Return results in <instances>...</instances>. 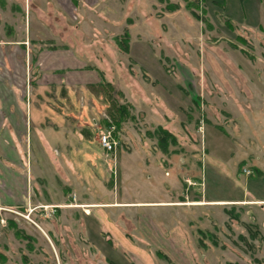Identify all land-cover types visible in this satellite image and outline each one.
Segmentation results:
<instances>
[{
  "label": "rangeland",
  "instance_id": "rangeland-1",
  "mask_svg": "<svg viewBox=\"0 0 264 264\" xmlns=\"http://www.w3.org/2000/svg\"><path fill=\"white\" fill-rule=\"evenodd\" d=\"M117 4L86 56L117 150L49 136L81 182L1 147L0 264H264V0Z\"/></svg>",
  "mask_w": 264,
  "mask_h": 264
},
{
  "label": "crops",
  "instance_id": "crops-1",
  "mask_svg": "<svg viewBox=\"0 0 264 264\" xmlns=\"http://www.w3.org/2000/svg\"><path fill=\"white\" fill-rule=\"evenodd\" d=\"M117 8L116 0H0V148L29 149L39 165L56 158L84 181L76 158L62 151L50 158L49 136L63 134L66 149L72 140L85 150L86 162L93 155L88 149L97 142L104 113L92 89L103 79L100 65L86 56L94 54L96 24L117 21ZM123 37L128 50V30L113 42L118 47ZM165 200L141 204L166 205Z\"/></svg>",
  "mask_w": 264,
  "mask_h": 264
},
{
  "label": "built area",
  "instance_id": "built-area-1",
  "mask_svg": "<svg viewBox=\"0 0 264 264\" xmlns=\"http://www.w3.org/2000/svg\"><path fill=\"white\" fill-rule=\"evenodd\" d=\"M102 120L106 122V125L99 127L98 144L100 148L107 154H114L118 147V137L115 132V126L111 123L109 116L105 113L101 115ZM100 120H93V124L97 125ZM98 126V125H97ZM113 158V157H112Z\"/></svg>",
  "mask_w": 264,
  "mask_h": 264
},
{
  "label": "trees",
  "instance_id": "trees-1",
  "mask_svg": "<svg viewBox=\"0 0 264 264\" xmlns=\"http://www.w3.org/2000/svg\"><path fill=\"white\" fill-rule=\"evenodd\" d=\"M120 42H122V39L121 38H120V40L118 39V41H117V43H118L119 46H120ZM123 42H124L123 49L124 50H127V48H126L127 38L126 37H123ZM161 132L165 133L164 131H161Z\"/></svg>",
  "mask_w": 264,
  "mask_h": 264
}]
</instances>
